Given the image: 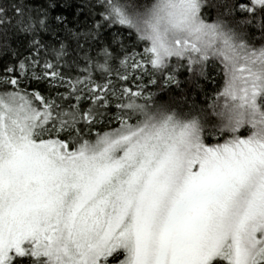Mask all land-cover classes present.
I'll use <instances>...</instances> for the list:
<instances>
[{
	"label": "snow or ice",
	"instance_id": "obj_1",
	"mask_svg": "<svg viewBox=\"0 0 264 264\" xmlns=\"http://www.w3.org/2000/svg\"><path fill=\"white\" fill-rule=\"evenodd\" d=\"M0 264H264V0H0Z\"/></svg>",
	"mask_w": 264,
	"mask_h": 264
},
{
	"label": "trees",
	"instance_id": "obj_2",
	"mask_svg": "<svg viewBox=\"0 0 264 264\" xmlns=\"http://www.w3.org/2000/svg\"><path fill=\"white\" fill-rule=\"evenodd\" d=\"M182 79H183V77H181ZM209 91H210V89H209Z\"/></svg>",
	"mask_w": 264,
	"mask_h": 264
}]
</instances>
